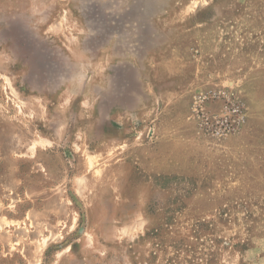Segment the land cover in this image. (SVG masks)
Masks as SVG:
<instances>
[{
    "label": "rangeland",
    "instance_id": "obj_1",
    "mask_svg": "<svg viewBox=\"0 0 264 264\" xmlns=\"http://www.w3.org/2000/svg\"><path fill=\"white\" fill-rule=\"evenodd\" d=\"M0 264H264V0H0Z\"/></svg>",
    "mask_w": 264,
    "mask_h": 264
},
{
    "label": "built area",
    "instance_id": "obj_2",
    "mask_svg": "<svg viewBox=\"0 0 264 264\" xmlns=\"http://www.w3.org/2000/svg\"><path fill=\"white\" fill-rule=\"evenodd\" d=\"M202 103V101H201ZM201 103L194 107L195 115L199 122L200 129L209 136L223 138L232 134L243 121V110L238 104L226 105V115L214 117L209 115Z\"/></svg>",
    "mask_w": 264,
    "mask_h": 264
}]
</instances>
